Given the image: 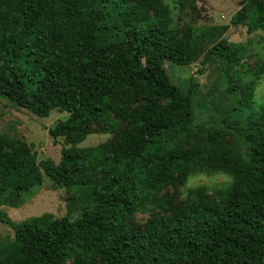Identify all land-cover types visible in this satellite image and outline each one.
<instances>
[{
  "label": "trees",
  "instance_id": "trees-1",
  "mask_svg": "<svg viewBox=\"0 0 264 264\" xmlns=\"http://www.w3.org/2000/svg\"><path fill=\"white\" fill-rule=\"evenodd\" d=\"M230 25L264 30V0H241ZM221 33L207 50L180 38L160 0H0V96L38 118L66 113L47 128L53 143L62 138L57 164L0 143V205L20 207L43 176L83 204L76 219L44 214L15 225L0 214L15 239L0 264H264V105L254 108L258 77L234 78L240 47ZM200 56L197 75L215 59L223 65L235 96L226 120L208 130L194 122L193 76L186 92L173 88L167 114L141 104L169 87L166 63ZM94 132L113 137L78 147ZM218 169L235 183L216 198L197 187L172 206L174 195L163 194ZM145 208L139 228L133 217Z\"/></svg>",
  "mask_w": 264,
  "mask_h": 264
},
{
  "label": "rangeland",
  "instance_id": "rangeland-1",
  "mask_svg": "<svg viewBox=\"0 0 264 264\" xmlns=\"http://www.w3.org/2000/svg\"><path fill=\"white\" fill-rule=\"evenodd\" d=\"M170 9L171 27L180 38L193 35L201 43V48L207 50L213 44V36L221 31L219 39H226L227 43L240 47V56L237 65L232 69V74L237 81L247 83L257 78L254 93V108L258 110L264 105V70L258 71L264 65V30L249 32L246 27L230 25L231 16L238 10L241 0H160ZM199 59L189 66L165 64L169 86L162 93H158L150 101L144 102L149 110L160 114H167L175 104L173 88L186 92L193 76L199 82L195 96L194 122L208 130L227 119L229 106L235 104V96L225 91L227 77L219 59H215L204 67V72L197 75L200 68ZM166 85V84H164ZM177 91V92H178ZM176 92V93H177ZM140 105V104H137ZM66 113L52 111L45 118H38L30 112L16 108L11 102L0 96V143L5 144V139L24 144L32 150L37 162L51 159L55 164L60 160L62 138L56 143L47 133V128L57 121L63 120ZM113 137L110 134L94 132L78 144V147H94ZM214 173H194L188 180L197 187H205L207 198H216ZM184 187L166 188L163 192L173 194L171 205L175 206L187 200L181 199ZM77 192L65 189L51 183L43 176L40 187L30 189L20 202V207L13 208L8 203L0 205V214H4L13 224L49 214L52 218L69 217L76 219L81 215L83 204L78 200L66 201L65 197L76 198ZM25 198V199H24ZM150 212L145 208L133 217V222L143 228L148 221ZM14 230L11 226L0 222V251L14 243ZM66 264H70L67 262Z\"/></svg>",
  "mask_w": 264,
  "mask_h": 264
},
{
  "label": "clouds",
  "instance_id": "clouds-1",
  "mask_svg": "<svg viewBox=\"0 0 264 264\" xmlns=\"http://www.w3.org/2000/svg\"><path fill=\"white\" fill-rule=\"evenodd\" d=\"M213 184L215 185L216 191H228L232 185L235 183V176L230 172L218 169L213 174ZM185 191L181 193L180 198L187 200L190 197V193H192V197L194 199V193L196 191L195 186L190 182V180L186 179L184 184L182 185Z\"/></svg>",
  "mask_w": 264,
  "mask_h": 264
}]
</instances>
